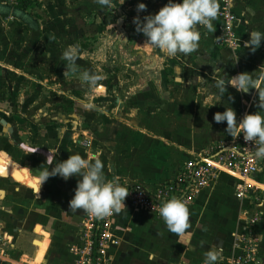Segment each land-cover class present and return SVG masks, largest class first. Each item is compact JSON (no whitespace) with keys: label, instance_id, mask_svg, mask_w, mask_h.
I'll return each instance as SVG.
<instances>
[{"label":"crops","instance_id":"crops-1","mask_svg":"<svg viewBox=\"0 0 264 264\" xmlns=\"http://www.w3.org/2000/svg\"><path fill=\"white\" fill-rule=\"evenodd\" d=\"M35 2L40 4L34 11L38 17L28 8L7 6L0 0V242L16 260L28 256L26 261L32 264H74L69 247L79 241L86 212L71 209L69 201L80 178L49 177L36 194L31 185L15 175L35 182L46 167L48 155H54L58 162L78 153L92 162L98 158L108 180L154 190L173 181L186 162L204 154L208 147L230 142L233 137L225 132L226 122L216 123L214 113L231 107L239 123L246 113L259 111L258 93L255 89L240 93L227 86L226 93L219 96L214 82L243 72L253 77L264 73V58L244 46L250 31L264 32V0H232L236 16V46L232 50L217 49L212 42L219 10L212 31L200 34L198 48L190 54L170 57L147 44L138 46L139 55L127 56L125 64L119 63L126 70L124 76L116 77L121 81L114 94H119L121 102L99 97L108 91V85L101 83L103 93L95 97L99 103L93 107L87 104L90 108L86 109L78 104L64 107L60 103H39L46 79L62 82V66H54L67 64L61 57L70 46L60 42L61 36L50 39L48 26L55 18L56 30L62 29L58 25L61 15L74 14L68 15L61 0ZM167 2L144 0V11L122 9L127 14L137 12L143 19L156 14ZM218 4L220 9L222 0ZM47 42L53 45L52 52L46 51L52 49ZM215 67L221 71L213 77ZM76 85L69 88L73 95L79 90ZM89 87L88 93L93 96L91 92L98 89ZM55 88H51L52 94L60 98L63 91ZM80 131L91 138V147L82 152L76 139ZM253 179L262 187L260 202L251 199L250 193L236 198L237 176L217 172L188 207L191 235L180 240L167 230L157 212L125 204V209L115 213L113 235L117 241L109 244L104 261L200 264L214 247L221 250L218 260L228 258L239 253L236 237L247 219L258 214L252 228L258 239L257 255L264 264V168Z\"/></svg>","mask_w":264,"mask_h":264},{"label":"clouds","instance_id":"clouds-1","mask_svg":"<svg viewBox=\"0 0 264 264\" xmlns=\"http://www.w3.org/2000/svg\"><path fill=\"white\" fill-rule=\"evenodd\" d=\"M96 3L109 8L112 6V0H96ZM136 7L137 11L146 10L144 3H138ZM218 10V0H180V2L168 0L156 14L147 15L143 20L139 16L134 17L133 22L136 31L146 37L144 44L153 49L163 50L170 57H175L177 54H190L198 48L200 32L197 25H204L212 31V21L217 17ZM248 36L244 46L255 52L264 41V32L252 30ZM78 51L77 45H70L62 52L61 58L72 67L78 58ZM213 71L215 73L213 77L218 76L221 68L215 67ZM83 79L94 85L98 77L84 72ZM214 86L218 90L216 95L219 96L226 93L227 86L240 93H248L251 89L257 91L259 111L246 113L237 123L235 110L225 107L223 112L214 113L213 120L216 123L226 122L225 132L231 137L236 138L242 134L245 141L254 142L255 150L252 155L257 159H264V114H262L264 90L258 91L264 86V73L253 77L250 73L243 72L227 79L219 78L215 80ZM44 164L46 167L40 171L35 184L32 185L36 194L49 177L59 176L67 180L72 176H78L80 179L69 201L71 209H82L97 218L125 209L124 201L129 195V185L121 184L118 179H106L103 164L98 158L92 162L76 153L66 160L56 162L54 155L50 154ZM50 165L52 167L49 170ZM158 215L167 230L176 234L178 240L191 235L188 231L191 227L189 209L181 198L172 197L161 203ZM220 252L221 250L215 247L207 251L203 264H215Z\"/></svg>","mask_w":264,"mask_h":264},{"label":"built area","instance_id":"built-area-1","mask_svg":"<svg viewBox=\"0 0 264 264\" xmlns=\"http://www.w3.org/2000/svg\"><path fill=\"white\" fill-rule=\"evenodd\" d=\"M14 1L17 2V0ZM232 5V0H222L218 15L220 20L214 36L216 45L229 49L233 48L236 43L234 33L236 18ZM197 28L200 31L209 32L204 25H197ZM254 150L255 143L245 141L241 134L227 144L218 145L204 154L195 156L184 165L173 181L159 185L154 190H147L119 180L121 184L129 185V195L125 198L124 203L138 209L159 213L161 203L172 197H177L181 198L189 207L208 185L210 179L220 171L237 176L239 183L236 186V198L242 199L249 193L254 195L261 188L248 183L247 180H254L253 175L261 172L264 168V159L255 158L252 155ZM114 216L115 214L97 218L85 213L79 241L69 247V251L74 257V264H108L103 259L104 254L109 244L114 245L117 241L113 235ZM256 219L257 217L254 216L249 218L247 225L236 237V247L240 249L239 253L219 259L215 264L255 263L258 239L253 232H250L248 224L253 225ZM0 264L26 263L23 260L10 257L4 243L0 242Z\"/></svg>","mask_w":264,"mask_h":264},{"label":"rangeland","instance_id":"rangeland-1","mask_svg":"<svg viewBox=\"0 0 264 264\" xmlns=\"http://www.w3.org/2000/svg\"><path fill=\"white\" fill-rule=\"evenodd\" d=\"M3 1L7 6L8 5L13 7L17 6L14 0H3ZM61 1L64 8L68 9V15L69 14H74V15L65 16L62 14L63 16L61 15V19H59V21L62 23L58 24V25L60 24L62 25V29L59 28V30H56L55 28L57 27V24H54L55 18L53 19L51 18L52 24H50L48 27H51L50 30L52 31V33L49 34L51 38L49 36L48 38L50 39L54 38L55 40V38L61 36L59 38L61 39L60 42L62 44L77 45L79 48L78 57L79 56L81 57L80 58L81 61L80 63H76L74 66H72V68L69 67L68 64L64 62H62L61 65L59 64L55 65L54 69L56 67L61 69L62 66L64 73V75L60 78L62 79V82L58 83L57 82L58 79L57 81H52L49 78L46 79L47 80L46 84L45 85L43 84L42 85L43 89L42 88L40 89V95L41 96L43 95V97L41 98L39 103H42L45 106L60 103L62 105L64 104V107L65 105L66 107H70L71 104H75V105L78 104L80 105V107L90 108V106H87V104L93 107L94 106L93 104L99 103V101H96L95 97H97L99 93H103L100 90L103 89L102 84L104 83L108 85V91L104 92L105 96L102 95L99 97L106 98V101H108L107 98H109L110 101L115 104L121 102L119 94L118 95L114 94L116 93L119 87V81H121V80L118 81L116 77L118 75L124 76L125 73L123 71L126 70L123 69L119 63L125 64V60L127 59V56L135 57L136 55H139L138 46L144 44L146 40V37H144L142 33L136 31V25L133 22L134 17L138 16L136 14L137 12H134V14H127L126 12H124L122 8H126V9L129 8L130 10H134V8H137L136 7L137 4L144 3V0H112V6L110 8L97 4L96 0H80V2H78L77 4H75L73 0H61ZM81 1L84 2L81 3ZM35 7H40V4L34 2V4L28 8V11L31 10L32 13H34V15L38 17V15H36V13L34 12ZM73 10H75V13H73ZM140 19L143 20L141 17ZM215 31L216 30H214L213 41H212L214 47L217 49L224 48V47H219L218 45L215 44L214 41ZM199 32L200 34L205 33L204 35L209 34L208 32L206 33L200 30ZM121 37L127 39V41H123ZM47 46H49L52 49L48 50V48H46V51L52 52L53 45L48 43ZM233 48H231V50ZM255 53H257L258 56L260 55L261 57L264 58V41L261 42V46L255 51ZM89 57H91V59ZM89 60L91 61L98 60V62L90 63L88 62ZM130 68L133 67L130 66ZM92 69L94 70L93 75L97 76L98 79L94 85L93 84L89 85V82L83 79V73L92 72ZM134 70L136 69L134 68ZM144 70L146 72L150 71L149 68L147 70L144 68ZM169 83L173 84L174 81L170 80ZM72 84H77L76 89L79 88L77 92L75 91L76 95L71 94L69 90ZM91 85L95 86L98 89L91 92L93 96H90L88 93L90 89L89 86ZM44 86L45 87L49 86L50 89L45 88ZM54 87H56L55 88L56 90L63 91V94L61 95L60 98L54 96V93L52 94L51 88ZM70 97L73 99H70ZM93 98L95 99L94 101ZM67 112H69L68 114H70L69 110ZM79 118L82 117H78V120ZM76 139L78 146L81 149L80 152H82V149L87 150L86 148L91 147V138L89 134L87 135L86 131L82 133L80 131L79 136H77ZM222 144H227V143H218L216 145L208 147L207 149L205 148L206 151L204 152H208L214 147ZM251 195L250 198L255 199L256 202H260L263 199V193L261 192V189L256 191L255 195L252 196ZM254 217H257L256 221L254 222L256 223L259 220V216L258 214H255ZM246 225L247 222L245 226ZM248 226L250 227V232L252 233L253 232L252 225L250 226L249 223ZM256 244L258 245V242ZM257 245L255 251L256 259L254 264H260V260L257 255ZM24 259L29 260L28 256H25Z\"/></svg>","mask_w":264,"mask_h":264},{"label":"bare ground","instance_id":"bare-ground-1","mask_svg":"<svg viewBox=\"0 0 264 264\" xmlns=\"http://www.w3.org/2000/svg\"><path fill=\"white\" fill-rule=\"evenodd\" d=\"M232 7H233V5H232ZM235 14V13H234ZM235 18H236V16H235ZM236 22V21H235ZM235 22H234V26H235ZM3 161H1V163H2ZM2 166V165H1ZM1 170V169H0ZM224 172H226V171H224ZM227 173H229V172H227ZM16 176V178H18L20 181H24L25 183H27V184H29V185H34L35 184V182H31V181H28L27 179H24L22 176H18L17 174L15 175ZM248 181V183H252V184H255V185H257L258 187H260V188H262L259 184H257L254 180H247ZM24 261V263H26V264H32L31 262H29V261H26V260H23Z\"/></svg>","mask_w":264,"mask_h":264},{"label":"trees","instance_id":"trees-1","mask_svg":"<svg viewBox=\"0 0 264 264\" xmlns=\"http://www.w3.org/2000/svg\"><path fill=\"white\" fill-rule=\"evenodd\" d=\"M35 1L33 0H17V6L20 8V9H27L29 8L30 6H32L34 4Z\"/></svg>","mask_w":264,"mask_h":264}]
</instances>
